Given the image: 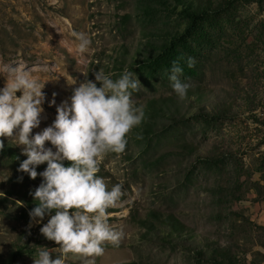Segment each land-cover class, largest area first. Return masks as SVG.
I'll return each instance as SVG.
<instances>
[{
    "label": "rangeland",
    "instance_id": "obj_1",
    "mask_svg": "<svg viewBox=\"0 0 264 264\" xmlns=\"http://www.w3.org/2000/svg\"><path fill=\"white\" fill-rule=\"evenodd\" d=\"M195 1L203 10L192 21L154 0H0V65L25 67L46 80L40 124L30 136L52 124L61 102L70 104L83 73L96 82L98 70L113 79L130 71L141 83L132 93L136 105L151 96L174 95L179 102V118L140 124L123 153L104 158L97 175L109 189L123 184L124 195L107 210L123 238L90 258L94 264H264V0ZM74 32L91 41L84 54L76 51ZM170 40L183 55L181 79L197 85L206 101L222 99L223 116L197 115L173 92L170 66L158 55ZM100 51L124 56L121 73L106 57L100 61L110 69L92 65ZM5 82L0 76V88ZM4 138L23 154V145ZM45 147L56 151L50 142ZM10 173L0 163V264H33L42 248L56 258L59 245L39 231L52 214L40 223L22 216L23 203L7 193ZM153 213L182 221L203 254L144 238L153 234L139 219L159 225ZM90 260L69 254L65 264Z\"/></svg>",
    "mask_w": 264,
    "mask_h": 264
},
{
    "label": "clouds",
    "instance_id": "obj_2",
    "mask_svg": "<svg viewBox=\"0 0 264 264\" xmlns=\"http://www.w3.org/2000/svg\"><path fill=\"white\" fill-rule=\"evenodd\" d=\"M73 36L79 41L76 51L87 52L90 39L84 33L74 32ZM195 63L192 57L186 60L188 68H193ZM183 73L180 60H174L167 75L180 99L191 88L190 83L181 79ZM83 74L84 79L69 98L70 104L61 102L52 124L30 136L32 129L40 124L46 80L41 82L25 67L0 65V76L6 78L0 88V136L24 146L22 152L27 158L20 163L18 171L28 173L31 179L38 175L35 166L47 163L39 173L42 182L30 193L36 206L29 217L40 223L46 213L54 210L39 231L59 245L60 255L53 259L47 248H42L33 264H65L69 254L87 261L102 256L106 244L119 246L123 238V232L109 224L107 212L124 195L123 184H114L109 189L97 174L107 154L125 151L128 134L144 119L143 108L132 99V93L139 90L141 83L130 71L113 79L98 70L93 73L98 87L87 78L88 73ZM75 83L73 80L70 84ZM45 142H50L56 151L46 148ZM3 146L0 141V149ZM64 160L70 162L68 166L62 163ZM90 264H94V259Z\"/></svg>",
    "mask_w": 264,
    "mask_h": 264
},
{
    "label": "trees",
    "instance_id": "obj_3",
    "mask_svg": "<svg viewBox=\"0 0 264 264\" xmlns=\"http://www.w3.org/2000/svg\"><path fill=\"white\" fill-rule=\"evenodd\" d=\"M159 2L166 10L178 11L180 14L188 17L190 20L194 21L199 18L203 7H200L195 0H154ZM249 1V0H244ZM181 50L178 48L177 44H173V41H166L159 50V58L165 63L166 66H170L174 60H180L181 65L183 55L180 53ZM97 61L93 63V66H99L103 68H108L109 63H101L100 58L106 57L115 66V70L121 73V63L124 61V56L122 54L113 55L112 53H104L103 51L96 54ZM91 62V61H90ZM111 66L108 68L110 69ZM187 100L191 107L194 108V113L205 118H217L224 115L225 109L222 108L223 100L219 98H214L212 101H206L207 97L204 92L198 88L197 85L191 86L188 90L187 96L184 98ZM218 103L220 106H216ZM143 108L145 113V118L143 119V125L148 127L154 123L153 119L161 116L167 115L172 117V120H176L180 117L179 102L175 100L174 95L166 96H151L146 97L142 100V104L137 105ZM227 110V109H226ZM138 128L135 127V129ZM0 141L3 142V148L0 149V163L2 165H7L10 168V175L8 177V189L7 193L14 194L17 199L23 203L20 207L22 216H27L31 209L36 206V201H34L33 193L36 187L42 182L43 178L39 175V170H43L47 167V163L44 162L40 165L35 166V170L38 175L35 179H31L28 173L23 171H18L20 163L27 157L22 154L18 147L14 145L9 139L0 137ZM188 147H193L191 144H187ZM65 166L70 163L67 160L62 161ZM46 213V214H53ZM153 217L160 223L155 225L154 222L144 217L139 219L140 224L146 227V232H152L153 237L144 233V238L151 240L157 244H180L187 245L190 247L191 251L196 255L203 254V249L198 247L193 241V232L178 218H176L171 213H153ZM214 248V247H213ZM216 248V247H215ZM219 249V248H218ZM13 255V254H12ZM13 256L10 257V259ZM119 264H129V262H120Z\"/></svg>",
    "mask_w": 264,
    "mask_h": 264
}]
</instances>
